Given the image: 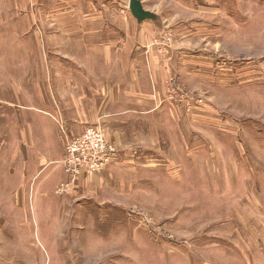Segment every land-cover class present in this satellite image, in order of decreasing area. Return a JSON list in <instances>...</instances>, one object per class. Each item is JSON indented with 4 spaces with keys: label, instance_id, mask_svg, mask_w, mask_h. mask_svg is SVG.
<instances>
[{
    "label": "rangeland",
    "instance_id": "1",
    "mask_svg": "<svg viewBox=\"0 0 264 264\" xmlns=\"http://www.w3.org/2000/svg\"><path fill=\"white\" fill-rule=\"evenodd\" d=\"M138 1L0 0V264H264V0ZM95 30L114 67L85 49L84 75L136 92L82 104L83 129L117 149L102 122L127 121L139 159L66 187L69 137L33 86L75 70L60 58Z\"/></svg>",
    "mask_w": 264,
    "mask_h": 264
},
{
    "label": "crops",
    "instance_id": "2",
    "mask_svg": "<svg viewBox=\"0 0 264 264\" xmlns=\"http://www.w3.org/2000/svg\"><path fill=\"white\" fill-rule=\"evenodd\" d=\"M88 35L92 36L94 39V41H92L94 42L93 46L86 47L84 49L82 48L74 49V47H67V51L63 53L62 55L63 57L60 58L62 59V62L65 63L64 66L67 67L68 63L70 62L74 63L72 62L73 61L72 55L74 54V52L76 54L75 56H79L76 58L79 61H81V59H83L84 57L83 52L85 49H87V54L92 56L93 62L100 64L99 65L100 70L98 71L100 72L104 71L103 69L104 67H108V71H112V68L114 67V63L107 62V64H105V62L109 61V57L113 55L114 43H110L109 46H105L104 43L103 44L99 43L97 40L100 38L101 33H98L97 30L89 32ZM23 50H21L22 55L28 54V52ZM3 52L7 54L10 53V48L4 49ZM32 52L37 57L38 69H40V64H41L40 56L42 54V50L40 47L35 46V48L32 49ZM95 67H97V65L93 63L92 69H95ZM55 69H57V67H55ZM77 69L81 71L78 72ZM92 69L90 68L87 69L89 72L88 74L84 75L85 64H83L81 61L79 64H77L75 70L72 69L67 73L66 72L67 69H65L64 75L62 76L61 74L57 75L55 71L52 72V67H50L49 72L51 71L52 74L49 73L51 75V78L47 80L48 82L47 90H45L44 85L41 84L40 82L39 83L37 82L35 86H33L35 88V92H38V96H36L35 103L32 105V108L37 109L38 111L44 113L52 112L55 118L56 117L59 118L60 116L61 119L60 123H62L61 127H63L66 136H68L69 138L75 137L78 134H80L82 132V129L86 126V125L84 126L83 123H87L88 116L87 113L84 112L85 109L83 108L82 104L90 103V102H93L95 104L99 102L120 103V102H124V99L114 98L115 96H120V95L125 96L127 93H129L130 95L131 92H133L135 96V92H136L135 88L131 89L130 92V90L118 89L117 88L118 85L115 84V82H113L112 84H105V85H102L97 81L93 82V79L92 78L89 79L88 77V76L92 77V74L94 72V70ZM38 75L40 74L38 73ZM135 77L136 76L134 75V78ZM86 78H88L87 80L88 82L86 81ZM84 79L85 81H83ZM40 81H42V79H40ZM56 82H58V85L56 84ZM62 83L65 85H62ZM58 93L60 95H58ZM61 98H65V100H62ZM2 100L3 99L1 98L0 102H2ZM63 101L68 102V104L63 103ZM131 102H136L135 98ZM95 108L97 111L98 107L96 106ZM117 114L119 115V112ZM119 119H120L119 117L117 118L114 117L111 120L109 119L103 121L102 122L103 126L101 125L106 130V133L108 134L110 141H112L114 145L117 146V149H115L116 153L110 164L104 170L94 175L101 177L103 181L106 180L107 185H108V179H110V181L114 180V182L119 181V179L117 178L118 175H120L118 173L119 166L130 165V162L137 161L139 159V158H135L137 157L135 154L130 153L133 152L130 149H127L128 152H126L125 149L123 148V145L134 142L140 143L141 139L139 137L137 138L136 136L130 135L127 140H122L119 131L122 130L123 123L127 121L121 122V120ZM38 128L36 129L37 131ZM39 129H41V127ZM49 131L52 134H54L52 130ZM46 147L42 148L41 150L42 151L48 149H49L48 151L51 150L50 147L47 148ZM42 151L38 155L40 157L39 159L44 161L42 163L45 166L46 164L52 162V155L49 153L47 155L44 152L42 153ZM60 156H55V159L53 160L56 161L57 158L60 159L62 157ZM58 165H60L59 162ZM60 167L61 166H58L57 176L59 179L61 178L60 180H63L64 182L66 181L67 177L63 175V171H61L62 169ZM83 179L84 176L80 177V181Z\"/></svg>",
    "mask_w": 264,
    "mask_h": 264
},
{
    "label": "built area",
    "instance_id": "3",
    "mask_svg": "<svg viewBox=\"0 0 264 264\" xmlns=\"http://www.w3.org/2000/svg\"><path fill=\"white\" fill-rule=\"evenodd\" d=\"M114 155L115 149L104 138L98 126L87 127L77 136L68 138L60 160L68 178L66 187L74 183L84 171H101L112 161ZM65 185L61 184V188Z\"/></svg>",
    "mask_w": 264,
    "mask_h": 264
},
{
    "label": "water",
    "instance_id": "4",
    "mask_svg": "<svg viewBox=\"0 0 264 264\" xmlns=\"http://www.w3.org/2000/svg\"><path fill=\"white\" fill-rule=\"evenodd\" d=\"M129 6L133 12H137L141 9V6L138 0H129Z\"/></svg>",
    "mask_w": 264,
    "mask_h": 264
}]
</instances>
